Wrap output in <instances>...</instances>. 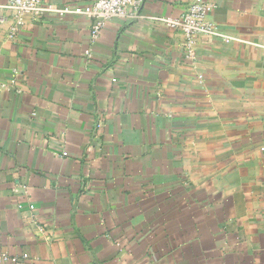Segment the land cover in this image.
I'll list each match as a JSON object with an SVG mask.
<instances>
[{
	"label": "crops",
	"instance_id": "crops-1",
	"mask_svg": "<svg viewBox=\"0 0 264 264\" xmlns=\"http://www.w3.org/2000/svg\"><path fill=\"white\" fill-rule=\"evenodd\" d=\"M5 1L0 264H264V0H205L234 39L192 57L159 20L192 0H143L96 39L82 15L11 38Z\"/></svg>",
	"mask_w": 264,
	"mask_h": 264
},
{
	"label": "built area",
	"instance_id": "built-area-1",
	"mask_svg": "<svg viewBox=\"0 0 264 264\" xmlns=\"http://www.w3.org/2000/svg\"><path fill=\"white\" fill-rule=\"evenodd\" d=\"M142 2L143 0H94L88 4L78 5L58 4L48 0H6L2 7L12 18L9 32L11 38H14L24 26L25 17L37 21L46 16L82 15L90 21V35L92 39H96L107 21L113 18H133L139 13ZM209 6L205 0H192L179 15L159 19L169 28L176 29L185 36V49L190 57L194 55L193 47L198 35L222 37L225 41L234 39L221 33L207 18ZM3 19L0 17V21ZM28 208L33 209V206L30 205Z\"/></svg>",
	"mask_w": 264,
	"mask_h": 264
}]
</instances>
